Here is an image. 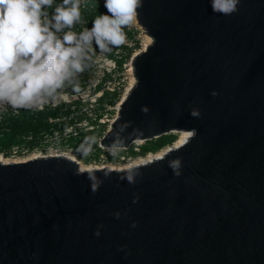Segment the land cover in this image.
I'll use <instances>...</instances> for the list:
<instances>
[{"label": "water", "instance_id": "obj_1", "mask_svg": "<svg viewBox=\"0 0 264 264\" xmlns=\"http://www.w3.org/2000/svg\"><path fill=\"white\" fill-rule=\"evenodd\" d=\"M150 42L99 137L190 135L129 168L0 161V264H264V0H139Z\"/></svg>", "mask_w": 264, "mask_h": 264}, {"label": "clouds", "instance_id": "obj_2", "mask_svg": "<svg viewBox=\"0 0 264 264\" xmlns=\"http://www.w3.org/2000/svg\"><path fill=\"white\" fill-rule=\"evenodd\" d=\"M139 0H103L106 12L79 32L80 0H0V107L39 108L88 67L92 46L124 42ZM238 0H211L230 13Z\"/></svg>", "mask_w": 264, "mask_h": 264}, {"label": "trees", "instance_id": "obj_3", "mask_svg": "<svg viewBox=\"0 0 264 264\" xmlns=\"http://www.w3.org/2000/svg\"><path fill=\"white\" fill-rule=\"evenodd\" d=\"M57 3L60 0H56ZM80 10H81V23L75 25L74 31H81L85 28L91 26L92 20L100 15L102 12H106L104 7L103 0H80ZM126 39H131L134 42V46H128L126 44H119L117 46H110L107 50V56L109 58H114L115 50H120V54L116 59V65L118 69L122 68L123 62L128 58L133 47H137L138 41L135 40V29L129 27L128 24L122 29ZM94 46H96L94 44ZM91 65V60L88 62V67L78 75H81V78L76 80L77 85H81L83 80L90 79L89 77V67ZM112 77L106 74L102 82L110 80ZM102 82L97 85V89L102 88ZM73 84H70L72 86ZM62 91L61 89L57 90V94ZM120 98V90H102L100 96L97 98V103L95 107L96 119L90 120L93 124V128L90 130L80 129L76 134H69L65 137H62L60 146L64 147V144L68 146H73L77 148L85 147L88 149L89 157L88 159L98 158L100 150H102L98 145V138L105 131V124L97 121L104 111H107V106L114 105ZM72 111L67 108L61 110L60 108L54 109H45V110H31L27 108H19V111L16 115L3 114L0 117V153L4 156L8 154L12 146H18L20 148H26L28 151H31L37 147L42 146L40 140L44 136H50L53 132H62L63 129L74 122V118L70 116ZM82 114L76 116V120H80ZM49 119H58V120H49ZM30 135L31 139H26V136ZM174 134H164L158 137L152 138L151 140L144 141L139 148V151L133 149L134 143H131L125 151V154L129 156H139L144 155L148 152H156L160 148L171 144L175 139ZM66 141V142H64ZM121 150V151H124ZM119 151V150H118ZM121 153V152H119ZM108 159L115 161L117 157L107 156Z\"/></svg>", "mask_w": 264, "mask_h": 264}, {"label": "built area", "instance_id": "obj_4", "mask_svg": "<svg viewBox=\"0 0 264 264\" xmlns=\"http://www.w3.org/2000/svg\"><path fill=\"white\" fill-rule=\"evenodd\" d=\"M79 32V31H78ZM124 39L125 36H124ZM123 44H126V41L124 40ZM110 47V46H109ZM108 47V48H109ZM108 48L101 49L98 46H92V55H91V65L89 67V77L90 79L88 80H83L81 85L76 84V80L78 78H81V75H78L75 80L72 83L66 84L63 88L62 91L55 95L54 98H49L47 102H45L41 107L39 108H31V110H47V109H54V108H60L61 110H65L69 108L72 112L70 113V116L74 118V122L65 127L62 132H53L52 135L50 136H44L41 140L40 143L44 144L47 139H56L58 137H64L69 134H76V132L80 129L84 130H90L93 128V124L90 122V120L96 119V114H95V107L97 103V98L100 96L102 90L106 89L109 91H113L115 89L119 90V82H112L110 80H106L102 82L104 76L106 74L112 75V72L115 68H117L116 65V59L119 57L120 50H115L114 51V58H109L107 56V50ZM93 66H96V70H93ZM118 69V68H117ZM92 77V78H91ZM112 77V76H111ZM102 82V88L97 89V85ZM70 84H73L70 86ZM19 111V108L13 109L10 106H4L0 107V117L3 114H11V115H16ZM82 114V118L80 120H76L77 115ZM51 120H58V119H49ZM97 121L100 123H103L104 120L102 118V115L97 118ZM26 139H31V136L28 135L26 136ZM99 139V138H98ZM98 143V141H97ZM141 143L134 142V147L133 149L135 151H139ZM102 150L101 152L104 153L107 156L111 157H117L119 161H126L131 158V156L127 154H118L119 151L117 148L114 147H102L98 145ZM108 149V150H107ZM126 149V148H122ZM121 150V149H120ZM28 152L26 148H20L18 146H12L10 148V151L8 154L5 156L6 159L13 160V159H22V158H27L28 156L24 157V154ZM2 156L3 154L0 153ZM41 156V155H40Z\"/></svg>", "mask_w": 264, "mask_h": 264}, {"label": "rangeland", "instance_id": "obj_5", "mask_svg": "<svg viewBox=\"0 0 264 264\" xmlns=\"http://www.w3.org/2000/svg\"><path fill=\"white\" fill-rule=\"evenodd\" d=\"M128 26L129 27H133L136 30L134 38H135L136 41H138V45H137V47H133V50L131 51L130 55L123 62L122 68L121 69L115 68L113 70V72H112L111 81L112 82L113 81L114 82H119L118 86H119V90H120V98L114 105L107 106L106 107L107 111H104L103 114H102V118L104 120L103 124H105V131L109 128V125H110L111 121L116 116L117 108H118L117 104L120 101L121 97L123 96V93L125 92V88L127 87L128 83L130 81L131 73L128 71V69H129V65H130V62H131V58L135 54V52L143 49V46H144L145 33L136 24L134 12L131 14V20H130V23H128ZM124 40L126 41L128 46H134V42L131 39L130 40L129 39H124ZM91 55H92V53H91ZM92 68H93V70H96V66H93ZM106 82H108V81H106ZM171 134H174L175 137L178 136V132H173ZM47 140L48 141H46L42 146L37 147V148H35V149L31 150V151L26 152L24 154V157L33 156L32 154L40 156V155L51 154V153L65 152L68 155L72 156L74 159H76L83 166H108V165L121 166V165H123L125 163L132 162L133 160L137 159L138 157L146 156L149 153L148 152V153H146L144 155H139V156H131V158L126 160V161H119L118 158L115 161H113V160L108 159L106 157V155L104 153H102L101 150H100V151H98V152H100L98 154V158L88 159L89 152H88V149L85 148V147L77 148V147H73V146H68L67 144H64L65 145L64 147H61L60 143H61V141H63L62 137H58L56 139L52 138V139H47ZM64 142H66V141H64ZM118 150H119V152H121V153H118V154H124L125 155V153L127 152V151H125L122 148H121V150H124V151H121L120 149H118ZM159 150H157V151H159ZM2 156L5 157L4 155H2Z\"/></svg>", "mask_w": 264, "mask_h": 264}, {"label": "bare ground", "instance_id": "obj_6", "mask_svg": "<svg viewBox=\"0 0 264 264\" xmlns=\"http://www.w3.org/2000/svg\"><path fill=\"white\" fill-rule=\"evenodd\" d=\"M149 42H150V37L147 34H145V41H144L143 48L147 44H149ZM137 52H135V53H137ZM128 71L131 73V77H130V81H129L127 87L125 88V92L123 93V96L121 97V99L125 96V94L128 92V90L130 89V87L134 84V77H133V73H132L131 62H130ZM119 102H118V104H119ZM175 132H177V131H175ZM189 135H190V132H188V131H184V130L178 131V136L174 139V141L171 144H168L165 147L161 148L159 151H157V152H149L146 156L138 157L137 159L133 160L132 162L125 163V164H123L121 166L108 165L106 167H108L110 169H115L116 170V169L129 168L131 166H136V165L148 163V162H150L153 159H156V158L161 157L169 148H175V147H178L181 144H183L184 141H186V139L188 138ZM136 142L137 143H141L142 140L141 139H138ZM54 154H59V155H62V156H66L68 158H71L72 160H74V161H76L78 163V166H79V168L81 170L102 167V166H83L76 159H74L72 156L68 155L65 152L51 153V155H54ZM32 155L33 156H28L27 158H22V159L20 158V159H13V160L6 159L5 157H3V156L0 155V161L1 162H11V161L17 162V161H24V160H27V159L34 158V157L39 156V155H34V154H32Z\"/></svg>", "mask_w": 264, "mask_h": 264}]
</instances>
